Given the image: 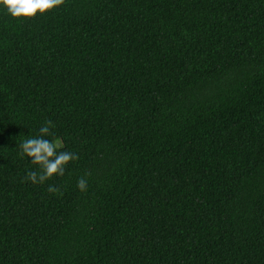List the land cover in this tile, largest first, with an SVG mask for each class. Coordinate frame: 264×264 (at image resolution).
<instances>
[{
  "label": "trees",
  "instance_id": "16d2710c",
  "mask_svg": "<svg viewBox=\"0 0 264 264\" xmlns=\"http://www.w3.org/2000/svg\"><path fill=\"white\" fill-rule=\"evenodd\" d=\"M0 264H264V0L0 6Z\"/></svg>",
  "mask_w": 264,
  "mask_h": 264
},
{
  "label": "clouds",
  "instance_id": "9594fccd",
  "mask_svg": "<svg viewBox=\"0 0 264 264\" xmlns=\"http://www.w3.org/2000/svg\"><path fill=\"white\" fill-rule=\"evenodd\" d=\"M64 4L65 0H0V6L6 9L11 17L21 22L45 16ZM54 128L55 125L47 120L40 127L37 136H28L19 144L20 156L30 158V163L37 169L28 171L25 178L34 185H43L57 176L63 177L67 166L79 160L78 154L61 150L63 149L61 140L55 138V133L51 131ZM85 175L89 176L90 173ZM77 187L81 192L86 193L88 180L81 177L77 181ZM47 190L51 194H62L54 184H49Z\"/></svg>",
  "mask_w": 264,
  "mask_h": 264
}]
</instances>
